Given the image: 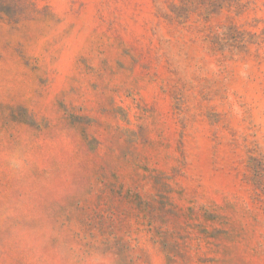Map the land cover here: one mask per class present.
Returning a JSON list of instances; mask_svg holds the SVG:
<instances>
[{"label":"rangeland","instance_id":"1","mask_svg":"<svg viewBox=\"0 0 264 264\" xmlns=\"http://www.w3.org/2000/svg\"><path fill=\"white\" fill-rule=\"evenodd\" d=\"M0 264H264V0H0Z\"/></svg>","mask_w":264,"mask_h":264}]
</instances>
